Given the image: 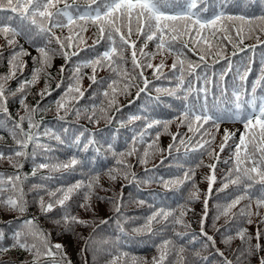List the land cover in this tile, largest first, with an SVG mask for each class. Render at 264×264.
Returning a JSON list of instances; mask_svg holds the SVG:
<instances>
[{
    "label": "trees",
    "instance_id": "16d2710c",
    "mask_svg": "<svg viewBox=\"0 0 264 264\" xmlns=\"http://www.w3.org/2000/svg\"><path fill=\"white\" fill-rule=\"evenodd\" d=\"M219 2L220 0H206V4L201 6L208 7L210 14L213 8L219 7ZM225 10L259 16L264 14V0H230V4ZM0 14L14 15L7 9H0ZM76 31L79 29L77 28ZM55 32L62 36L69 34L68 29H56ZM80 35L82 42L74 45L73 49H68L69 52L75 50L78 54L70 56L67 63L62 55L57 54L52 59L51 66L44 68L34 83L24 85L25 92L23 94L18 91L21 84L32 80L33 69L41 68L39 63L33 61V57H38L39 54L23 39H20L19 44H22L30 52L29 55L22 58L23 69H17L15 75L10 76L9 59L13 51L18 50V47L9 46L0 38V77L8 78L5 81V94L8 99L7 106L11 119L18 121L19 117L24 115V110L19 103L21 98L25 99V103L29 107L39 105L34 115V120L39 124V128H34L32 131L39 132L41 134L40 141L51 148L50 152L37 149L35 162L32 145L27 149L26 157H13L11 162L7 158L0 160V175H3L5 184H7V175L17 171L25 178L23 188L28 201L27 211L22 215L0 208V234H2L0 246L10 244L11 234L21 227V220L28 218H35L36 223L45 232L50 233V241L53 245L62 244L64 253L67 254L65 249L67 243L71 244L75 253L74 257L67 255L71 264H84L85 260L88 261V264H110L112 256L109 255V252L118 258L116 264H152L153 257L159 256L156 245L161 244L163 240L172 242L169 245L170 251L165 264H224L225 258L236 264L237 249L244 251L247 248V243H242L236 234L239 228L246 230L247 236L252 237V245L257 243L255 237L259 228L261 232L259 243L264 245V223L261 222L264 220V206L257 209V200L264 195V183H261L256 173H252L255 177L254 180L239 185L232 184L227 179L230 170H232L233 179L236 175L234 171L236 167L235 144L239 142V135L244 131L243 125L235 122L238 125V128L234 130L236 135L228 141L223 151L220 150L223 134H220L215 127L205 125L199 132L192 133L188 131L186 124L178 126L180 121L175 117L182 110L183 102L163 91L174 88L177 83L175 76L179 75L178 71L174 75L172 70L173 61L177 57L167 52L163 55L157 54L147 61L153 65L163 63V68L156 75L153 74V68L143 69L144 77L148 80V86L144 92L137 96L138 89L144 87L143 79L138 78L133 81V84L138 87H130L126 93L117 91L115 103L110 105L109 101L113 97V92L108 85L115 80L116 84L113 87L122 89L123 81L129 79L133 74L138 77L141 69H134L129 49L125 53L127 62H121L117 69L121 73L120 75L108 67H97L96 82L93 83L90 79L93 76L92 66L85 67L83 63L95 59L110 45L106 40H99L97 30L92 25H88L87 31ZM257 35L259 39H257ZM232 36L235 37L234 31ZM132 40H137V37L133 35ZM184 40L187 42L188 38L185 37ZM210 43L215 44L216 41L210 40ZM140 46L142 43L138 42L137 51ZM49 47L57 48L58 45L53 42ZM178 47L183 49L187 61L198 65L195 75L189 77L187 72L185 73L186 79L192 81L194 88L205 86L203 79L197 81L196 75H199L207 77L209 81H214L220 88H223L226 83L228 95L231 96L233 81L237 79V69L243 72L245 66H248L251 68V72L245 83L248 91L251 92L253 82L261 75V68L264 67V33L247 36L243 44L237 47L228 41H223L221 45L223 55L217 57L213 50L204 61L199 59V50L192 51L189 48H183V44H178ZM189 47L191 48V45ZM199 48H207V45L201 43ZM144 50L146 53L157 51L152 42H149ZM229 61L232 64V70L227 72L224 80L221 81L220 73L227 70ZM62 65L64 66L63 72L60 70ZM77 66H80L78 74H76ZM185 68L187 69V63ZM124 72L128 73L127 77L123 76ZM74 74L77 75L78 83L77 79L73 78ZM237 82L239 83L238 80ZM45 85H47V89ZM73 85L79 87L80 91L77 92L74 89L70 91V86ZM207 87L209 89L208 100L211 104V93L215 91L219 95L220 92L213 83H209ZM157 89L162 91L158 92ZM105 92L108 93L107 96H105ZM257 94L264 95L260 86L257 87ZM192 95L195 96V92ZM200 96L203 98L202 92ZM57 101H61L70 109L67 116H64L62 109H58ZM77 111L79 116L76 114ZM93 113H95V119L90 122L88 116ZM59 116H64V119H60ZM130 116H141L142 118L129 120ZM0 117H3V113H0ZM149 119L171 120L172 122L167 126V130L163 125L146 129ZM222 124L219 125V128ZM23 127L25 131L28 130L27 121L24 122ZM45 129L61 135L62 139L69 141V144L71 139H74L81 131L85 132V138L94 134L101 145L100 153L98 155L94 150L84 152L82 145L78 148L75 145L60 144L55 139L44 136ZM64 129H68V132L65 133ZM205 129H207V133ZM157 130L160 133L158 137ZM10 131V127H0V151H3L6 156L16 147ZM141 131H145L146 134L143 137L144 142H137L135 145L138 150L137 154L124 157L129 164V178L125 180L123 172L118 171L121 166L117 165L116 158L110 151H107V146L111 144L117 152H126L133 144V136H136L139 141ZM177 133L181 135L177 136L174 142L172 137ZM212 137L215 139L213 140ZM181 139L184 140L183 144L180 143ZM208 140H211V143L204 144V141ZM170 144H174L171 150L168 147ZM201 144H204L203 148L200 146ZM146 149L149 150L147 163L140 164L137 155L143 156ZM73 156L83 162L78 164L74 170L45 168L37 169L33 175L34 163L39 164L45 161L66 163ZM258 157L259 153H257ZM18 164H23V167H14ZM212 164H215V183L209 194L207 177L212 175V170L209 167ZM247 166L251 167L252 165L249 162ZM109 169L117 170L112 173L117 176L116 180L109 178ZM189 170H192L194 175L179 186L173 185L166 188L161 182V179L174 180L177 177L183 179L184 173ZM97 172L100 175L90 201L91 210L85 211L79 207L81 203H84V194L87 190L82 188L71 194L70 199L65 203V208L56 205L51 212L41 213L39 209L40 195H43L47 203L50 199L48 192H56L57 195H60L58 189H66L79 181H83L87 185L90 175ZM132 174L137 179L133 180ZM149 178L155 182H144ZM193 182L195 189L199 192V198L186 205L189 210L183 217V223L189 227L185 228L183 225L171 222L172 218L170 217V222L167 225L163 220L151 225L155 235L147 231H135V229L143 228L147 218L160 207L174 209V215L179 216L180 208L178 206L185 204L193 191ZM249 184L251 187L248 186ZM33 185H44L48 191L40 190L38 195L33 190ZM121 190L124 205L119 220L125 230L123 234L117 227V215L110 203L111 198H119ZM2 195L7 197L14 193L6 188ZM206 195L208 196V216L204 222V231L208 236L213 237L214 247L211 246V242L206 241V237L200 234V220L204 213ZM238 196L244 198L230 210L229 214L227 216L220 215L218 219H215L218 215L217 210ZM141 201L144 203H140ZM65 209L71 215L88 221L89 226H75L72 231H65L63 227L56 226L55 221L64 215ZM242 209L249 210L252 215L250 217L242 216L240 214ZM249 219L251 223L248 222ZM103 220H108V223H101ZM94 229V235L89 242V251L81 252L85 240L93 233ZM176 233H180V236H177ZM118 237L120 239L117 243ZM228 237H231V240L226 242ZM218 251L223 252L224 255L220 256ZM260 255H264V252L242 259L240 264H258ZM54 259L58 260L59 257H42L39 264H53ZM0 264H32V257L21 250L0 252Z\"/></svg>",
    "mask_w": 264,
    "mask_h": 264
},
{
    "label": "snow or ice",
    "instance_id": "6c2138e0",
    "mask_svg": "<svg viewBox=\"0 0 264 264\" xmlns=\"http://www.w3.org/2000/svg\"><path fill=\"white\" fill-rule=\"evenodd\" d=\"M203 4H206V0H0V9L10 10L14 14L8 16L0 14V38L7 45L18 47V50H14L9 59L10 76H14L17 69H23L24 62L22 58L29 55L24 46L19 44L20 39H23L25 43L35 49L39 55L38 57H33V61L41 65V68L33 69L31 81H25L21 84L18 91L23 94L25 92L24 85L34 83L38 79L39 73L44 68L51 66V61L57 54L63 56L65 63L68 62L70 56L77 55L78 53L75 50L69 52L68 49H73L74 45L82 42L80 33L87 31V26L92 25L97 30L99 40H106L110 45L95 59L83 63L85 67L92 66L93 76L90 79H92L93 83L96 82L95 72L97 67H108L120 75L121 73L117 69L121 62H127L125 53L129 49L131 50V61L134 69H141L138 77L133 74L129 79L123 81L122 89L113 87L116 84L115 80L108 85L113 92V97L109 101V104L112 105L115 103V93L117 91L126 93L128 88L137 86L133 84V81L138 78L143 79L144 87L138 89L137 96L145 91L148 86V80L144 77L143 69L153 68V74L156 75L163 68V63L153 65L147 62L150 58H153L157 54L163 55L165 52L175 55L177 59L173 61L172 70L174 75L177 71L179 72V75L175 76L177 83L174 88L163 91H166L169 96H173L183 102L182 110L175 117V119L180 121V125L178 126L186 124L189 132L196 133L204 128L205 125L215 127L218 131L219 125L222 123H241L244 131L239 135V142L235 144L234 152L236 164L234 171L236 175L233 179L231 175L232 170H230L227 179L230 183L239 185L254 180L255 177L252 173H256L261 183H264V95L257 94L258 86L264 91V67L261 68V75L253 82L251 92L248 91L245 83L251 72V68L248 66H245L243 72L237 69V79L233 81L231 96L228 95L226 83L223 88H220L214 81H209L207 77H200L199 75H196L197 81L203 79L205 86L194 88L192 81L186 79L185 73L187 72V76L189 77L195 75V69L198 65L187 61L186 57H184L183 49L178 47V44H183V48H189L192 51L199 50L198 54L201 61H204L206 56L212 53L213 50L214 55L220 57L223 55V48L221 47L223 41H228L234 47H237L243 44L247 36L264 33V14L249 16L243 12L232 13L226 11L225 9L229 6L230 0H220L219 7L213 8L209 14V8L202 7L201 5ZM77 28L79 31H76ZM56 29H68L69 34L67 36L57 35ZM233 31L235 32V37L232 36ZM133 35L137 37V40H132ZM185 37L188 38L187 42L184 40ZM197 37L199 39H196ZM257 39H259L258 35ZM210 40L216 41V43H210ZM53 42L58 45L57 48L49 47ZM138 42H141L142 46L137 51ZM149 42L155 44L156 52H145L144 49ZM201 43L206 44L207 48L200 49L199 45ZM190 45L191 48L189 47ZM233 55H235V52H233ZM186 63L187 69L185 68ZM60 70L61 72L64 71L63 65ZM231 70L232 64L229 61L227 70L220 73V80L223 81L227 72ZM79 71L80 66H77L76 74ZM76 74H74L73 78L77 79L78 83ZM123 76L127 77L128 73L124 72ZM7 79V77H0V113H3V117H0V127H10V135L16 147L7 156L3 151H0V160L7 158L11 162L13 157H26L27 149L32 145L33 160L35 162L37 149L45 152L51 151L49 145L40 141L41 134L32 131L34 128H39V124L34 120V115L39 105L29 107L25 103V99L21 98L19 103L24 110V115L20 116L18 121L12 120L7 106L8 99L5 94V81ZM209 83H213L214 87L219 88L220 92L219 95L215 91L211 93V104H209L208 100L209 89L207 85ZM45 88L47 89V85H45ZM73 89L77 92L80 91L79 87L70 86L69 90ZM157 91L162 90L157 89ZM194 92L195 96L192 95ZM201 92L203 93V98L200 96ZM107 95L108 93L105 92V96ZM57 106L58 109L64 111V116L69 114L70 109L64 103L57 101ZM76 114L79 116L78 111ZM64 116H59V118L64 119ZM4 117H7V119H4ZM141 118V116H130L129 120H140ZM88 119L92 122L95 119V113L88 116ZM25 121L28 124L27 131L23 127ZM171 122V120L149 119L146 123V129L163 125L164 129L167 130V126ZM64 132L67 133L68 129H64ZM205 132L207 133V129H205ZM145 134V131L139 133V141H137L136 136H133V144L126 152H117L111 144L107 146V151L111 152L112 156L116 158L117 165L121 166L118 171L123 172L125 180L129 178V164L124 157L137 154L138 150L135 145L137 142H144L143 137ZM159 134V130H157V137ZM43 135L55 139L60 144H69V141L62 139L61 135L56 134L54 131L45 129ZM180 135V133L173 135V141L175 142L177 136ZM235 135L236 132H230L228 129L224 130L223 140L220 145L221 151L224 150L228 141ZM212 139L214 140L215 138L212 137ZM180 143L183 144L184 140L181 139ZM210 143L211 140L204 141V144ZM204 144L200 146L203 148ZM71 145H75L78 148L82 145L84 152L94 150L98 155L101 148L95 135L93 134L91 137L85 138L84 131H81L79 135L71 139L69 146ZM168 147L171 150L174 144H170ZM257 153H259L258 158ZM148 155L149 150L146 149L143 156L137 155L138 162L146 164ZM249 162L252 165L251 167L247 166ZM82 163V161H79L74 156L66 163H51L49 161L39 164L34 163L33 175H35L37 169L45 168L51 170L70 168L74 170L78 164ZM14 167L22 168L23 164L14 165ZM209 167L212 170V175L207 177L208 192L210 194L212 185L215 183V164L209 165ZM114 171L117 170H108L109 178L112 180L117 179V176L112 174ZM99 175L98 172L90 175L87 185L83 181H79L74 185L68 186L66 189H58L57 191L60 195H57L56 192H48L50 199L47 203L43 195H40L39 209L41 213L47 214L51 212L56 205L65 208V203L70 199L71 194L82 188H86L87 190L84 194V203H81L79 207L85 209V211L91 210L90 201L94 189L98 184ZM192 175H194V172L189 170V172L184 173L183 179L179 177L174 180L161 179V182L166 188L173 185L179 186L191 179ZM24 179L17 171L16 173L7 175V184H5L3 175H0V208L21 215L27 211L28 201L23 188ZM132 179L135 180L137 177L132 174ZM144 182L155 181L149 178ZM248 186L251 187L250 184ZM192 187L193 191L185 201V204L178 206L180 208L179 216L174 215V209L160 207L154 210L147 218L146 225L143 228L135 229V231H147L155 235L151 225L154 222H160V220L165 221L167 225L170 222V217L172 218L171 222L183 225L185 228L189 227L183 223V217L186 211L189 210L186 208V205L199 198V192L195 189L194 182ZM225 187H227V184H225ZM6 188L14 193V195L3 196L2 193ZM32 188L38 195L40 190L48 191L44 185H33ZM243 198L242 196H238L223 208L218 209V215L215 219H218L220 215L227 216L230 210ZM110 203L113 205V211L117 215V227L120 229L121 234H123L125 230L119 220L121 209L124 205L122 190L119 198H111ZM140 203L144 202L141 201ZM261 206H264V195L257 200V209ZM240 214L248 217L252 215L247 209H242ZM256 214L258 215L259 212L257 211ZM207 216L208 196L206 195L204 199V213L200 220V234L206 237V241L211 242V246L214 247L215 241L213 237L208 236L204 231V222ZM248 222L251 223V220L249 219ZM261 222L264 223V220ZM101 223L106 224L108 220H103ZM55 225L63 227L65 231H72L75 226L88 227L89 222L78 216L71 215L65 209L64 215L55 221ZM94 232L95 229L85 240V245L81 249V252L86 253L89 251V242L92 240ZM236 234L242 243H247V248L244 251L237 249L236 264H240L242 259H247L264 252V245L259 243L261 238L259 228L256 232L255 238L257 243L255 245L251 244L252 237L247 236L246 230L243 228H239ZM176 235L180 236V233H176ZM0 238H2V234H0ZM119 239L118 237L117 243ZM10 240V244L0 246V252L6 253L11 250L27 252L32 257V264H39L41 258L47 256L53 258L59 257L58 260L54 259L53 264H71V261L67 259V254L63 252L64 246L62 244L53 245L50 241V233L45 232L36 223L35 218L21 220V227L11 234ZM230 240L231 237H228L226 242ZM171 244V241L163 240L161 244L156 245L159 256L153 257L152 264H165L170 251L169 245ZM173 247L175 246L173 245ZM181 251H183V248H181ZM218 254L220 256L224 255L223 252L219 251ZM109 255L112 256L110 264H116L118 258L113 256L111 252H109ZM84 264H88V261L85 260ZM224 264H233V261L225 258ZM258 264H264V255L259 256Z\"/></svg>",
    "mask_w": 264,
    "mask_h": 264
},
{
    "label": "rangeland",
    "instance_id": "374dc122",
    "mask_svg": "<svg viewBox=\"0 0 264 264\" xmlns=\"http://www.w3.org/2000/svg\"><path fill=\"white\" fill-rule=\"evenodd\" d=\"M29 52H30V50H29ZM237 128H238L237 123L222 124L219 128V133L224 134L225 129H228L230 132H234V130H236ZM65 249H66L68 256L74 257L75 253H74L73 247L71 246L70 243H67Z\"/></svg>",
    "mask_w": 264,
    "mask_h": 264
}]
</instances>
